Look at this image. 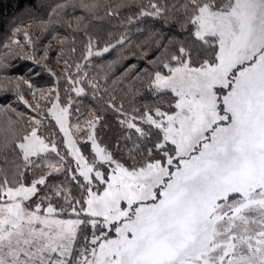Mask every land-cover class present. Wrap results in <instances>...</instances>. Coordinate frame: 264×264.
Listing matches in <instances>:
<instances>
[{"label":"snow or ice","instance_id":"obj_1","mask_svg":"<svg viewBox=\"0 0 264 264\" xmlns=\"http://www.w3.org/2000/svg\"><path fill=\"white\" fill-rule=\"evenodd\" d=\"M69 7L112 19L135 8L124 23L147 67L106 78L128 97L127 110L115 95L104 105L120 128L111 142L99 108L72 122L101 91L79 63L64 61L65 101L57 86L33 91L32 76L55 75L47 50L27 79L0 77V264H264V0H62L53 11ZM23 36L18 49L35 47ZM113 39L95 55L132 42ZM10 66L0 56V71Z\"/></svg>","mask_w":264,"mask_h":264},{"label":"trees","instance_id":"obj_2","mask_svg":"<svg viewBox=\"0 0 264 264\" xmlns=\"http://www.w3.org/2000/svg\"><path fill=\"white\" fill-rule=\"evenodd\" d=\"M61 2L62 0H39L35 10H21L17 8L18 0H0V43L10 44L12 49V53L6 54L4 49L0 48V56L7 55L8 63L11 65L0 71V77L11 79L12 81L21 77L27 79L32 70L28 66L36 67L32 58L42 59L47 50V67L55 75L43 72L39 76H32L33 91L39 97L42 93L47 95L54 86H57L61 100L65 101L67 85L64 80L65 73L62 71L64 61L67 60L70 64L79 63L82 66V71L87 72L88 77L94 78L99 82L101 91L97 93L95 100L91 99V96L83 99L81 112H74L72 122L75 123V117L79 115L80 124L85 125V120L89 118L86 115L87 111L99 108L109 125L108 128L103 130L102 135L105 142H111L120 132V128L115 122L113 113L104 110V105L109 96L115 95L117 102L122 101L127 110L128 97L118 87L113 90L114 86L111 83H106V78L119 77L124 67L129 63L147 67V63L142 59L143 54L140 48L137 47L142 42L143 37L138 33L135 26L124 23V17L132 15L135 8L125 9L122 17L112 19L105 15L103 7H98L96 11L100 18H95L87 16L80 8L72 9L69 7L66 11L59 9L53 11V9H56V5ZM88 2L103 5L108 2H114V0H88ZM149 2L150 0H135V5L143 4L147 6ZM81 16L85 17V19L81 22L80 27H77L75 17ZM49 17H51L52 23L46 29L37 27L41 23H47ZM142 19L145 22H142L140 27H146L150 30L153 27L151 18ZM69 22L72 24L71 29L68 27ZM17 27L22 31L19 35L13 36L12 32ZM24 31H28L33 36L35 47L29 46L26 50L17 48L14 41L20 39L23 42ZM125 33L132 38L131 44L127 45L125 49L117 46L114 49H110L108 53L95 55L96 51L102 50L106 44H114L115 39L113 37H119ZM89 37L92 38L93 42V55L85 59ZM97 39L99 40V45L95 43ZM58 41H64L62 48ZM73 47L76 49L75 52L71 51ZM148 55H152L151 50L148 51ZM24 56H28L29 59L25 60ZM75 72L76 69L73 68V73ZM79 86L77 85V87ZM105 88L107 89V94L103 91ZM23 94L28 100L31 101L33 99L31 92L25 90ZM71 95L75 100H80V98L75 96L74 92ZM40 104L42 108L49 106L47 101H41ZM75 107L76 104L74 103L73 110ZM19 111L25 112L26 116L34 115L31 109H26L23 105L19 106Z\"/></svg>","mask_w":264,"mask_h":264},{"label":"rangeland","instance_id":"obj_3","mask_svg":"<svg viewBox=\"0 0 264 264\" xmlns=\"http://www.w3.org/2000/svg\"><path fill=\"white\" fill-rule=\"evenodd\" d=\"M82 126H84V125H82Z\"/></svg>","mask_w":264,"mask_h":264}]
</instances>
